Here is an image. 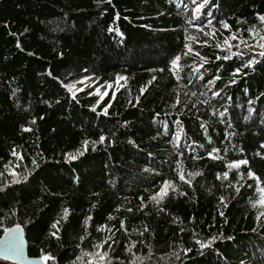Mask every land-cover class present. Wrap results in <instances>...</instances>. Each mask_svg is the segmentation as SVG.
<instances>
[{
  "label": "trees",
  "instance_id": "obj_1",
  "mask_svg": "<svg viewBox=\"0 0 264 264\" xmlns=\"http://www.w3.org/2000/svg\"><path fill=\"white\" fill-rule=\"evenodd\" d=\"M261 16L264 0H0V237L21 224L51 264H264ZM89 75L102 103L71 88Z\"/></svg>",
  "mask_w": 264,
  "mask_h": 264
},
{
  "label": "snow or ice",
  "instance_id": "obj_2",
  "mask_svg": "<svg viewBox=\"0 0 264 264\" xmlns=\"http://www.w3.org/2000/svg\"><path fill=\"white\" fill-rule=\"evenodd\" d=\"M207 2H208V0H205V4H206ZM201 7H203V5H201ZM197 11H199V9H197ZM260 20H261V21H264V16H261V17H260ZM208 23L211 24V21L209 20ZM222 26H223L225 29H227V28L229 27V25H228L227 23H224ZM206 35H214V33H211V34L206 33ZM236 38H237V37H236L235 35H233V36L231 37V39H236ZM260 39H261V40H264V36L260 37ZM224 43H225L226 45H228V44H229V39L226 38V39L224 40ZM241 43H246V41H241ZM187 47H189V52H190V51H191V47H190V46H187ZM229 47H231V45H229ZM236 47H239V45H236ZM259 47H261L262 49H264V43L259 44ZM185 54L187 55V53H185ZM196 55H199V53H196ZM233 55H240V53H233ZM259 55L262 56V57H264V51H261V52L259 53ZM230 58H231L230 56H224V57H223L224 60H228V59H230ZM179 59H180V57H176V60H177V61H178ZM253 62H254V61H250L249 64H251V63H253ZM173 66L175 67V62H174V64H173ZM240 71H241L240 69H237L236 72L234 73V75L239 74ZM120 79H124V78L121 77ZM216 79H219V77H216ZM234 82H235V81H233V83H234ZM210 83H214V81H210ZM109 87H111V86H109ZM105 95H107V93H105ZM193 95H195V93H193ZM216 95H219V93H217ZM105 113H106V109H105ZM220 115L223 116L224 113H220ZM25 130H28V129H25ZM177 138H178V137H177ZM103 140H104V137H101V141H103ZM262 147H264V145H262ZM213 151H218V150L214 149ZM13 155H16V153L13 152ZM69 158H70V159H74L75 157H69ZM21 159H22V157H21ZM247 164H248V161H247V160H240V161H238V162H234V163L229 164V165H228V168H229V170H231V169H233V168H237V169H238L241 165H247ZM227 175H228L227 173H224V178H225V179L227 178ZM247 175H248L249 177H254V173H253L252 171H249V172L247 173ZM254 178L257 179V181H259V178H258V177H254ZM180 179L183 180V179H184V176L181 175V176H180ZM167 187H168V186L166 185L165 188H163V189L161 190V193L158 194V196H160L161 198H163L164 195H167ZM259 190H260L261 193H264V188H261V189H259ZM237 191H239V189H237ZM152 199L155 200V201H157V203H159V200H157V197H156V196H153ZM222 202H223V201H222ZM260 203H261L262 205H264V196L261 197ZM253 206H255V205H253ZM67 214H68V213H67V210H65V213H64L65 217L67 216ZM261 215H264V213H261ZM52 228L56 229V232H53L52 235H53L54 237H56V238H59V237L57 236V232L59 231V229H58V222H57L56 224H53V225H52ZM5 231L8 232V233L10 234V239H9V240H5V241L3 242V243L5 244V246H6L5 249H4L5 253H8V252H10V251H13V252L18 253V252H19V248H18V246L15 244L16 236H12L11 234H18L19 231H20V227L17 226V227L14 228V229H6ZM207 246H208V245L201 244V247H207ZM3 258H4V259H9L10 257H9V255L5 254ZM101 258L103 259V256H102ZM42 259H43L44 261H48V260H50V259H53V257L48 256V255H45V256L42 257Z\"/></svg>",
  "mask_w": 264,
  "mask_h": 264
},
{
  "label": "water",
  "instance_id": "obj_3",
  "mask_svg": "<svg viewBox=\"0 0 264 264\" xmlns=\"http://www.w3.org/2000/svg\"><path fill=\"white\" fill-rule=\"evenodd\" d=\"M17 226L20 227V231L18 234H11L12 236H16L15 244L19 248V252H13L10 251L8 253H5V244L3 243L5 240L10 239V234L6 232V229H14ZM0 237V260L11 262L13 264H51V260L44 261L42 259L43 256L45 255H39V256H34L31 255L29 252V245H28V239L26 237V232L24 227L21 224H16L11 227L6 228ZM7 254L9 255V259H4V255Z\"/></svg>",
  "mask_w": 264,
  "mask_h": 264
},
{
  "label": "rangeland",
  "instance_id": "obj_4",
  "mask_svg": "<svg viewBox=\"0 0 264 264\" xmlns=\"http://www.w3.org/2000/svg\"><path fill=\"white\" fill-rule=\"evenodd\" d=\"M240 45L242 47H244L245 43H241ZM70 83L72 84L71 88L74 90V92L82 91L83 89H85L88 86H90L91 90L95 89L94 92L99 97L98 98V102L102 99V101L100 103H102L106 98H108L109 94H110L109 85L100 84L99 78H97L95 76H92V75H89V76L85 77L83 80H73ZM122 84H123V82H121V85ZM105 93H107V95H105ZM104 109L107 110L108 106L105 107ZM48 256H50V255H48ZM51 262H52V260H51Z\"/></svg>",
  "mask_w": 264,
  "mask_h": 264
}]
</instances>
